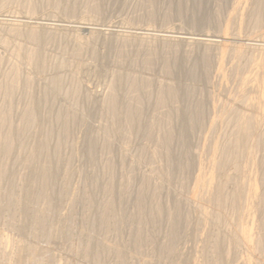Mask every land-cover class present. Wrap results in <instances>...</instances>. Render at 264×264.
Masks as SVG:
<instances>
[{"label": "rangeland", "instance_id": "1", "mask_svg": "<svg viewBox=\"0 0 264 264\" xmlns=\"http://www.w3.org/2000/svg\"><path fill=\"white\" fill-rule=\"evenodd\" d=\"M81 26L93 31L67 28ZM183 34L264 45V8L258 0H0V264H244L240 247L206 248L213 236L195 210L207 193L193 205L185 198L233 135L232 115L259 113L252 138L264 136V105L251 107L255 91L239 95L256 53L241 62L226 51L220 75L221 45L185 44ZM177 87L190 99L172 97ZM181 115L193 153L183 161L180 141L165 142ZM252 138L248 175L259 196L264 144ZM255 215L248 264H264Z\"/></svg>", "mask_w": 264, "mask_h": 264}, {"label": "bare ground", "instance_id": "2", "mask_svg": "<svg viewBox=\"0 0 264 264\" xmlns=\"http://www.w3.org/2000/svg\"><path fill=\"white\" fill-rule=\"evenodd\" d=\"M258 3L260 5V7L263 9L264 8V0H258ZM240 4H241V2L239 1L237 4V7ZM11 23H13V24H11ZM10 25L11 26L19 25L20 27L21 26L22 27L23 26L24 27L29 26L31 29H34V28L36 29V27L42 26V24L40 25V24L35 23V22L34 23H28V22L14 21V20L10 21ZM45 27L43 24V28H45ZM81 27H79V28L67 27V28H71L72 31H78V32H92L93 31V29H91V28H88V27H82L81 28ZM37 29H39V28H37ZM98 32L104 33L101 30ZM109 34H111L113 36L114 35L117 36L119 34V32L111 30V31H109ZM131 34L133 35V37L135 35L141 36L138 33L137 34L131 33ZM147 35H145V36L147 37ZM129 36L130 35L128 34L127 37H129ZM176 36L172 35L170 37V39L171 40L176 39ZM153 37H155V36H153ZM178 38H179L178 40H180L181 42H183L185 44L186 43H196V44L197 43H199V44L203 43V44H206L207 42H209V43H214L218 46L221 45L222 49H221L220 55H218L220 57H219V60L217 59L218 60V62H217L218 63L217 64L218 65V74H220L221 69L219 67L221 66L220 64L223 62V58H224L223 56H224L226 51H230L231 53H233L234 57L239 59L241 62H242V59L244 57H246L247 50L255 52L256 55H255V57H253V61L251 63L252 64L251 69H252V73H254V75H253V77H245L243 79L242 84L240 85L241 87H239V88H241L239 90V92H240L239 95H240L241 100L246 101V99H247L246 97L248 96V94L255 91L256 95L252 98L253 103H252L251 107L252 108L255 107V109L257 107L256 110L263 109L262 108V106L264 105V103H263L264 102V100H263V98H264V90H263L264 89L263 88L264 87L263 86L264 85V77H263V72H264V45L263 44L259 45V44L254 43V40H248V42L253 41V43H250V44L248 43V44H246L247 46H245V45L241 44L242 43L241 39L239 40L236 38V39L230 40L226 36H223V37H218V36L210 37L209 36L208 37V36H203V35H189L188 34V35H184V36L178 37ZM204 38H207V39H204ZM147 39H149V38H147ZM242 41H244V40H242ZM250 54H252V53L250 52ZM240 61H238L239 64H240ZM177 63H179V62H177ZM179 64L182 67L181 63H179ZM172 65L173 64L171 63V65L169 67L170 69L173 68ZM176 67H177L176 69H178L177 65H176ZM191 68H192V66H191ZM193 69L197 70V68L196 69L193 68ZM189 71H190V69H189ZM189 71H188V74H189ZM172 72H173V70H172ZM192 72H193V70L191 69V73ZM191 75H194V74H191ZM220 75H222V73ZM193 77H195V75ZM196 77H198L197 74H196ZM122 78L124 79L126 77L123 76ZM187 94L188 93L187 92L184 93V91L180 87L175 88V90H173L171 92L172 97H174L176 99H178L180 97L182 98V97L189 96V94L188 95ZM250 97H252V96H250ZM187 98L188 97H186L184 99L187 100ZM188 99H190V98H188ZM250 99L248 101H251ZM183 101H185V100H183ZM238 104L239 103H236L235 105L230 106L228 108L229 111H226V112L231 113V112L237 111L239 108ZM248 104H250V103L248 102ZM254 104H255V106H254ZM240 105H242V104L240 103ZM246 106H247V104H246ZM258 107H261V108L258 109ZM249 108L250 107H248V109ZM198 109L199 110L202 109L201 105L198 106ZM261 111H259V112H261ZM246 112H247V109L244 113H246ZM256 113H258V112H256ZM258 114H257V116L256 115L255 116H251V115L246 116L248 114H243L239 118L237 116H234L231 114L232 115V121L234 122L233 135L231 136V138L229 140L225 141L223 143V145L221 144L222 146H219V148L213 149V156H211V158L209 159V162H208V164H210L209 165L210 167L207 165L209 167V171L205 172V170L204 171L200 170V169L198 170V173L194 175V181H195L194 189H192L193 191L190 193L189 197H187V199L185 198V200H187V202L190 205H193V204H195V196H198L197 193L199 191H204L207 193L205 195V197H204V195H202V197H204V198L201 200L203 202V204L206 205V207L202 206V207L197 208L195 210L196 211L195 212L196 218L200 222H202V224L204 223L205 225L209 226V227L208 226L207 227L209 228L210 233L213 236L210 242L209 241L205 242L206 248L216 250L218 253H220L222 251L223 245L225 243L231 244L234 248L240 247L242 249L243 253L247 254V258H245L244 259L245 261L243 262L244 264H248V262H250V258L248 257V254L250 253V251L253 247L252 246V244H253L252 243L253 242L252 236L253 235H251L248 224L253 223V221H254L253 216L255 215V213L257 214V216L256 215L255 216L258 219L257 223L259 226L260 236H262L261 239H260V236L258 238H259L260 242H263L262 244H264V205H262V202H264V201H262L264 199V188H262L263 190H262L261 195L258 196L256 193V187L254 184L255 180L253 182L254 178L252 179L251 174L248 175V172H251V170L253 168V162H251L250 158H249V156H250L249 148L253 146L252 141H251L253 129L254 128L257 129L261 126V122L258 121ZM128 117L132 121V123H134V120H135L134 113L129 112ZM193 119H194L193 120L194 123H198V120L200 119L199 115H197V117H195ZM179 124H180V127L177 129V131L175 130L176 131L175 135L174 134L168 135L165 142L168 143L171 140V138H173V139L176 138L180 141L179 142L180 144L178 145L177 144L178 141L176 139H174L177 141V142L175 141V144H177L176 146H178L177 148L176 147L175 148L176 149H178L179 147L181 148L179 155H178L179 157H177V158H179V160H182V159H180V154L182 156H184V155L186 156L188 153H190L189 152V146L190 145L188 144L189 142H187V136H188L189 131L185 128V118L182 115L179 116ZM36 131H38L36 136H40V134L42 132H44L43 129H38ZM260 135H262V136L259 138L258 137L257 138L255 137V139L252 138V140L254 139V141H256V143L258 142L257 144L259 146L264 144V136H263V134H260ZM250 142H251L252 146H249ZM254 144H255V142H254ZM43 145H40V146H43V148H45L44 143H43ZM94 148H95L94 143H91L90 144V155L92 154ZM178 151H179V149H178ZM190 154L193 157V153H190ZM191 155H190V157H191ZM241 159H245V165H242V162L240 161ZM174 160H172V162H174ZM177 162H178V159H177ZM169 163H171V161H169ZM174 164H175V162L173 163V165ZM177 164H179V162ZM177 164H176V166H177ZM255 165H254V171H256ZM180 168H181V165L179 167V170H180ZM182 168L187 169L188 167L183 165ZM257 170H259V169H257ZM262 171L263 170H259V173L260 172H261V174L264 173ZM260 177L263 178L264 175H263V177L260 175ZM52 178H53V175L51 177H50V175L47 176V180L49 182L53 181ZM263 182H264V180H262V183ZM263 185H264V183H263ZM200 194H202V193H200ZM108 195L109 196L112 195L111 190H110V192H108ZM189 204H187V205H189ZM109 205H110V207H108L109 210L113 209V204L110 203ZM106 220H107V217L105 216V217H103L102 222H105ZM233 220L236 222L237 226H235L236 228L234 227L235 229L232 226V228L234 230L232 232L228 229L231 228L230 226H231V223L233 222ZM243 221H246V223H244ZM228 231H230L233 234L229 233ZM226 232H228L227 234L229 236H227V234L225 235ZM240 248H239V250H240ZM242 251H241V253H242ZM240 259H242V258H240ZM191 264H195V263L192 262Z\"/></svg>", "mask_w": 264, "mask_h": 264}]
</instances>
